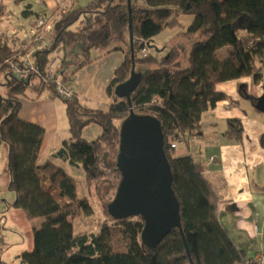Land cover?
<instances>
[{
  "label": "trees",
  "instance_id": "obj_1",
  "mask_svg": "<svg viewBox=\"0 0 264 264\" xmlns=\"http://www.w3.org/2000/svg\"><path fill=\"white\" fill-rule=\"evenodd\" d=\"M45 1L34 0L36 4ZM59 1L68 3L67 7L56 8L46 20L39 12L28 21V40L22 39L23 47L18 46L21 38L16 32L0 33V143L7 148L8 189L15 194L12 206L29 220L44 219L32 231V250L22 252L20 262L190 264V257L193 264H244L243 252L236 248L219 220L217 194L199 163L190 154L175 155L174 151L177 144L184 142L183 134L188 138L202 135L201 115L226 97L215 90L218 83L248 76L255 82L260 80L264 68V0H144L142 7L132 0L129 7L127 0H91L77 8L72 6V0ZM181 16L191 18L188 26L181 25ZM40 21L42 25L38 27ZM177 26H182L178 36L187 39L189 48L181 51L172 46L165 48L164 55L158 51L153 54L150 41ZM130 27L134 68L142 74L130 95V105L135 115H151L160 123L181 223V231L173 228L152 249L141 242L144 222L140 217L111 219L112 224L101 221L96 235L74 233L71 221L92 215L91 203L87 197L77 195V181L62 167L51 160L38 164L45 129L19 115L21 99L28 89L33 94L51 91L64 104L71 139L51 157L80 166L87 190L106 181L109 170V186L115 192L121 178L115 166L119 127L129 114V104L124 98H116L113 91L130 75ZM31 28L41 34V42H33ZM113 38L119 41L120 47L115 49L124 58L106 87L113 99L109 108L82 107L78 95L68 87L63 89L72 92L70 98L58 94L54 80L65 75L70 66H84L92 49L105 48ZM57 47L61 49L60 63L49 79L47 66ZM222 48L225 54L219 52ZM143 49L147 50L145 55ZM26 53L38 73L52 82L46 84L35 73L28 81H19L7 73V61L15 62ZM91 124L97 125L100 133L88 141L82 133ZM224 124V138L240 142L241 121L227 119ZM173 143L175 149H171ZM108 160H114L115 167ZM115 233L123 250L115 249Z\"/></svg>",
  "mask_w": 264,
  "mask_h": 264
},
{
  "label": "crops",
  "instance_id": "obj_2",
  "mask_svg": "<svg viewBox=\"0 0 264 264\" xmlns=\"http://www.w3.org/2000/svg\"><path fill=\"white\" fill-rule=\"evenodd\" d=\"M12 32L15 33V30L8 27L3 33ZM153 41L151 42L153 43ZM189 46L190 44H187L185 49H188ZM219 52L225 54L226 49L222 48ZM108 53L110 52L104 51L102 54L107 55ZM117 63L111 69H115ZM260 73L261 78L257 82L253 81L252 76H248L239 80L218 83L215 90L225 94L226 97L218 102L213 109H208L201 115L200 130L202 135L188 138L186 134H183L182 138L185 143L177 144V149L174 151L175 155L190 154L199 163L204 177L217 194L219 220L236 248L243 252L244 264L260 251H264V118H261L260 121H253L252 118L255 116H249L246 109L240 107L239 102V99H243L241 92H243V96L247 94L255 97L264 93V74L262 70ZM42 94L44 97H41ZM25 97H30L32 100H26ZM25 97L21 99L20 117L52 132L51 143L46 147H43L44 136L37 162L41 164L46 160H51L59 166L58 160L51 155L70 139L69 132L61 135L58 130L60 107L57 102L63 106L64 104L52 96L51 91L48 90L32 93L30 96L26 93ZM244 100L253 108L251 102L247 99ZM22 101L25 104L26 113L21 111ZM42 103L47 105H42ZM253 103L255 102L253 101ZM254 110L256 109L254 108ZM227 119L241 121L243 134L240 142L227 141L223 135L224 131H219L220 125ZM223 128L222 130H224ZM6 164L7 148L0 143V239L2 243L4 241L7 243L9 237H13L12 233L18 235L14 231H19L17 225H22L24 228L27 225V228L34 230L33 222L36 220V218L29 220L22 211L12 207L15 194L8 189L9 175ZM4 195L10 202L5 203V199L2 198ZM4 204L6 207L2 208ZM6 231L9 232L8 235L5 234ZM28 234L29 237H32L31 232ZM27 239L28 246H23L24 244L20 246L23 250L29 249L33 244L32 238ZM13 250L9 255L15 256L17 261V256L20 255L18 254L19 250ZM0 259L3 264H8L7 260L3 258L2 250Z\"/></svg>",
  "mask_w": 264,
  "mask_h": 264
},
{
  "label": "rangeland",
  "instance_id": "obj_3",
  "mask_svg": "<svg viewBox=\"0 0 264 264\" xmlns=\"http://www.w3.org/2000/svg\"><path fill=\"white\" fill-rule=\"evenodd\" d=\"M91 0H72V6L74 8L82 7L89 3ZM136 2V4L139 7H142L145 5L144 0H132ZM0 4H2V7H0V33L4 32L6 28H12L16 32V36L23 39L27 38V29H28V21H32L35 18V14L42 12V16L44 20H46L49 15L52 13L53 10L56 8H63L65 9L67 7L68 3H61L59 0H46L44 3L36 4L34 0H0ZM29 5V7L27 6ZM191 18L187 16H181L179 17V22L182 26L186 27L189 25ZM182 26H177L172 29H166L157 36H155L152 40L153 43L151 45L152 53L155 54L158 52L162 53L164 55L167 52L166 47H176L179 50L183 51L187 46V39L182 38L181 36H178L181 32ZM117 47H120V43L117 39H111L109 44L105 48H96L92 49L90 51V59L89 61L82 67L77 68L76 66H70L66 70V74L63 79L65 80V86L69 89L74 90V92L78 95L79 104L86 108V109H103L107 110L112 103V97L109 96L106 92V87L108 86V83L110 82L114 69H111L114 64L117 63L118 66L120 62H122V59L124 58L122 56V52L119 49H115ZM110 50L111 52L107 55L102 54L106 50ZM219 55V54H218ZM220 56V55H219ZM181 61V60H180ZM53 62L52 64H54ZM116 68V67H115ZM262 73L264 74V68H262ZM2 90V87H0V92ZM28 96L32 94V89H28L27 91ZM243 99H239L240 107L245 108L246 112L249 116H255L253 117V121H260L261 118H264V113H259L258 111L254 110V108H251L249 106V103L245 101L244 99H247V97H251L250 95L241 93ZM261 96V95H259ZM257 96V97H259ZM41 97H44L42 94ZM255 97V96H253ZM256 97V98H257ZM24 99L32 100L30 97H25ZM248 100V99H247ZM249 101V100H248ZM251 102V101H249ZM42 105H47L46 103H42ZM57 105L60 107V113H59V122L60 127H58V130H60V134L63 135L64 133H68V125L65 118V112H64V106L57 102ZM25 104L22 101V108L21 111L25 112L24 110ZM26 113V112H25ZM225 126L223 123L219 127V131H223L222 128ZM222 127V128H221ZM100 132V129L97 125L91 124L83 130L82 137L85 140L91 141L94 140ZM84 135V136H83ZM45 140H44V146L46 147L49 143H51L52 138V132L45 130ZM71 140V139H70ZM69 142V141H68ZM43 149V148H42ZM57 164L64 168L68 175L73 177L77 181V195L80 197H87L89 199V202L91 203V206L93 208L92 215L84 216L79 219L71 221L74 229L75 234L79 233H86V234H98V225L101 221L108 222L111 221V218L107 216L105 206L109 203V201L114 198V195L116 193L111 190L109 186V179H111L112 173L108 170V174L110 177L105 181L103 179L102 182L97 183L93 190H87L85 181H84V174L83 170L80 166H74L70 165L66 162H63L59 159H57ZM111 167L114 166V160H108ZM5 191V189H4ZM2 198L5 199V203L10 202L7 197L4 195ZM6 204L3 205L2 208H5ZM13 207V206H12ZM42 221H44L43 218L38 217L36 220H34V227L39 228L42 224ZM19 227V231L14 230L18 233H12L13 237H9L8 242L4 241L0 246L3 254V258H5L8 262V264H22L19 260V256H17V261L15 259V256H10L9 254L11 251L15 248L17 251L19 250L18 254H21L22 252H29L32 250V244L31 247L27 250H23L22 247H20L22 244L23 246H28V239L32 238L29 237V232H31L32 228H24V226L17 225ZM30 226H32L30 224ZM31 230V231H30ZM6 235L9 234L8 231L5 232ZM118 234H114V241H115V249L123 250V246L118 242ZM13 250V251H16ZM15 262V263H14ZM5 263V262H4Z\"/></svg>",
  "mask_w": 264,
  "mask_h": 264
},
{
  "label": "water",
  "instance_id": "obj_4",
  "mask_svg": "<svg viewBox=\"0 0 264 264\" xmlns=\"http://www.w3.org/2000/svg\"><path fill=\"white\" fill-rule=\"evenodd\" d=\"M127 5L129 7V0ZM129 44L132 51L129 78L118 84L113 91L116 98H124L129 104V114L119 127L115 163L121 178L114 198L105 209L114 221L130 217L142 218L144 225L141 242L152 249L173 228L181 231L179 204L171 188V169L163 150L160 123L151 115H135L130 105V95L142 76L134 68L131 27ZM247 99L253 108L264 113V93L257 98L251 96ZM189 260L193 264L190 257Z\"/></svg>",
  "mask_w": 264,
  "mask_h": 264
},
{
  "label": "built area",
  "instance_id": "obj_5",
  "mask_svg": "<svg viewBox=\"0 0 264 264\" xmlns=\"http://www.w3.org/2000/svg\"><path fill=\"white\" fill-rule=\"evenodd\" d=\"M41 25H42V22L40 21L38 24V27ZM29 32L31 36L33 37V42H41L43 40L41 37V34L37 33L35 29L31 28L29 29ZM12 33H9V35ZM24 45H25V41L22 39H19L18 46L23 47ZM146 47L148 48V45ZM146 52H147L146 49L142 50L143 55H145ZM54 55L55 56L53 60L47 66V72H48L47 75L49 79L51 78L52 72L58 67L60 63V55H61L60 47L56 48ZM7 62L9 63V67L7 68V73H10L12 76H14L15 79L19 81H28L31 74L35 73L40 79H42L44 82H47L46 84H49L50 82H52V81L48 82V80L44 76L38 73L36 64L28 59V53H26V55L24 56H19L18 58H16L15 62H9V61ZM53 62L55 63L52 64ZM63 78H64V75L60 74L54 80L57 93L60 95H65L67 98H70L72 96V92H70L69 90L65 88H64L65 90L63 89V87H66ZM175 148H176L175 144L174 143L171 144V149H175ZM246 264H264V251H260L258 254L251 257L247 261Z\"/></svg>",
  "mask_w": 264,
  "mask_h": 264
}]
</instances>
